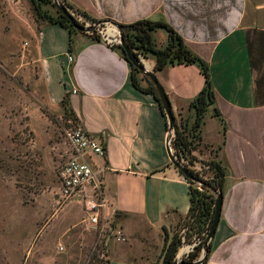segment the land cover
Segmentation results:
<instances>
[{"label":"crops","instance_id":"1","mask_svg":"<svg viewBox=\"0 0 264 264\" xmlns=\"http://www.w3.org/2000/svg\"><path fill=\"white\" fill-rule=\"evenodd\" d=\"M64 1L99 21L120 25L164 21L207 63L215 100L192 155L222 164L225 178L219 222L205 264H264V0ZM32 22L30 41L23 43L19 56H28L33 66L35 90L40 93L39 97L33 93V98L45 128L50 130L54 122L43 109L53 114L52 104L62 106L65 99L79 126L105 138L104 206L97 216L102 212L113 219L106 237L109 251L101 264H161L165 232L169 235L175 217L188 212L189 184L169 161L168 133L158 103L152 94L131 85L130 65L118 48L78 31L71 35L69 47L66 29L33 18ZM151 39L162 48L167 33L156 28ZM144 63L153 71L155 56L146 54ZM153 73L175 118L187 113L191 124L193 110L188 105L204 85L197 65L167 64ZM136 77L141 87L149 86ZM19 78L32 94L29 82ZM23 108L33 132L31 107ZM214 108L220 117L213 115ZM68 151L67 147V157ZM53 200L56 203L55 194ZM65 202L54 204L41 231L82 201ZM85 211L79 221L70 213L72 225L84 222V230L95 229L98 224L89 219L93 213ZM116 230L120 235L115 236Z\"/></svg>","mask_w":264,"mask_h":264},{"label":"rangeland","instance_id":"2","mask_svg":"<svg viewBox=\"0 0 264 264\" xmlns=\"http://www.w3.org/2000/svg\"><path fill=\"white\" fill-rule=\"evenodd\" d=\"M41 8L45 16L55 17L58 12L53 0ZM67 9L72 15L86 19L76 10ZM32 18L40 24L49 23L46 18L36 15L30 0H0V264H101L109 251L110 243L106 237L113 218L101 212L95 229L84 230V222L73 226L70 213L73 217L77 215V221L79 217L84 218L85 200L70 205L59 216L60 220L54 219L41 231L50 212L66 203L57 200L55 203L53 195L58 188V168L67 159L64 152L69 148L63 130L74 125L76 119L67 102L62 106L52 104L53 114L42 108L54 122L50 130L45 128L38 115V101L33 98V93L38 97L40 93L35 90L34 69L28 56L24 59L19 56L23 43L30 41ZM125 31L123 29L122 34ZM126 32L128 40H135V30ZM136 44L137 41L132 45V51L143 62L145 56ZM135 73L150 85L145 75L138 71ZM19 77L29 82L32 94L26 92L28 87ZM25 104L31 107L30 124L35 137L26 125ZM187 120V113H181L175 118V125ZM58 152L63 156L60 157ZM210 160L198 159L197 169L191 168L194 162L189 164L182 160V163L198 178L212 184L218 178L209 167ZM192 187L202 190L194 183ZM43 191L48 194L37 198ZM205 194L208 195L205 202L211 210L215 195L209 191ZM204 233L203 225L198 227L193 219L185 216L175 217L168 236L180 239L178 252L184 245L203 241ZM187 250L183 248V251ZM201 254L202 250L199 256ZM46 259L48 263L44 262Z\"/></svg>","mask_w":264,"mask_h":264},{"label":"trees","instance_id":"3","mask_svg":"<svg viewBox=\"0 0 264 264\" xmlns=\"http://www.w3.org/2000/svg\"><path fill=\"white\" fill-rule=\"evenodd\" d=\"M66 8H72L69 4H67L64 0H59ZM33 9L35 10L36 15L39 18H46L49 24H57L67 30L69 35V47L71 43V35L76 30L70 25L69 21L63 16L60 12H56L55 17L45 16L42 12V6L50 3V0H30ZM73 9V8H72ZM75 10V9H74ZM77 13H80L86 19L102 23L106 22L107 20H95L90 18L85 12L76 10ZM123 29L126 31L135 30L136 34L134 36L135 40H128L127 32L125 31L122 36L124 40L127 42L129 47L132 49L137 41L138 44L136 46L139 49H142L144 56L146 54H152L155 56V65L153 71L156 72L158 70L163 69L167 64L170 65H191L195 64L200 70L201 75L204 79V85L195 98L189 103L188 108L193 110V120L192 123L189 124L188 121L186 123H181L180 125H175V134L172 142V147L174 149V155L177 157L179 161L185 160L189 164L193 162H197V158L192 155V151L197 148V145L200 142V132L201 126L204 124L205 115L209 106L214 104V93L209 77L208 72V65L205 61H203L200 57L195 55L184 43L183 39L177 32L173 30L167 23L164 21H151V20H139L129 25H122ZM156 28H162L167 33V44L162 47H156L151 39V32L154 31ZM126 60L125 56L122 53L120 46L117 47ZM127 61V60H126ZM129 64V63H128ZM130 65V64H129ZM130 82L131 85L138 91L143 93H150L153 95L154 99L159 105L157 95L153 86L150 85L147 88H143L139 85V82L136 77V69L130 65ZM66 100H62V104H65ZM68 106V105H67ZM69 108V107H68ZM161 110L162 116L165 120V127L167 130V123L164 113L159 105ZM69 111L73 115L72 110L69 108ZM213 115L216 117H220L219 111L217 108L213 109ZM74 116V115H73ZM209 167L214 170L215 176L218 178L216 182H213L211 185L219 190L222 194L223 185H224V178H225V168L218 162L211 159L209 161ZM179 172V171H178ZM180 173V172H179ZM181 174V173H180ZM194 174V173H193ZM182 175V174H181ZM195 175V174H194ZM196 176V175H195ZM184 178V177H183ZM185 179V178H184ZM186 182L189 184V209L186 214V217L189 219H193L198 225L204 226V236L202 239L204 240L205 235L207 234L211 223H212V216L214 211V203L213 207L210 210L208 204L205 202V199L208 197L206 195V189L201 188L202 190H198L196 187H192L193 182L185 179ZM208 183V182H207ZM210 184V183H209ZM210 192V191H209ZM215 199V198H214ZM117 214H115L116 216ZM180 244V239H175L169 237L168 234L165 232L164 234V244L161 250L160 258L161 264H171L175 254L177 253V249ZM203 241L198 243L193 247L192 252L189 253L187 260L189 262H193L197 259L202 250ZM207 255L202 262L205 264L207 261V256L210 251V244L207 246Z\"/></svg>","mask_w":264,"mask_h":264},{"label":"built area","instance_id":"4","mask_svg":"<svg viewBox=\"0 0 264 264\" xmlns=\"http://www.w3.org/2000/svg\"><path fill=\"white\" fill-rule=\"evenodd\" d=\"M73 17L78 24L88 30V34L97 37L105 45L111 48L120 46L118 31L112 24L88 21L80 16L73 15ZM140 58L143 57L140 56ZM68 60L71 62L72 56H68ZM63 131L65 142L69 146V154L56 174L58 185L55 193L56 200L58 202L69 199L87 200V210L93 213L89 219L97 223L99 209L104 206L102 174L107 169L105 138L89 134L77 123L65 127ZM191 168L197 169V162H194ZM87 190H89V196ZM118 235L120 231L116 230L115 236ZM195 245L197 241L184 245L189 246L188 250L178 252L176 255L179 259L188 261L187 257Z\"/></svg>","mask_w":264,"mask_h":264},{"label":"water","instance_id":"5","mask_svg":"<svg viewBox=\"0 0 264 264\" xmlns=\"http://www.w3.org/2000/svg\"><path fill=\"white\" fill-rule=\"evenodd\" d=\"M53 2H54V5H55L57 11L60 12L63 16H65V18L69 21L70 25L76 31H78V32H87L88 31L85 27L81 26L80 24H78L76 22L75 18L71 14V12L59 0H53ZM106 22L112 24L117 29L118 36H119L120 48H121L122 53L125 56L127 62L131 66H133L138 72L145 75L149 79L151 85L153 86V88L155 90L159 105H160V107L164 113L165 118H166L167 133L168 134H167V139H166V143H165V148H166V152H167V155L169 157L170 163L172 164V166L174 168H176L182 174V176L185 179L193 182L194 184H197L199 187L204 188V189L210 191L211 193H213L215 195L212 223H211V226H210V228H209V230H208V232L205 235L204 240H203L202 254L199 256V258H197L193 262H189L186 260L179 259L178 256L175 255V257L171 263V264H202V262L204 261L206 255H207V251H208L207 246L209 245L211 239L213 238L214 233H215V229H216L217 224L219 222L222 194L219 190H217L211 184H209V183L205 182L204 180L195 176L189 170V168L187 166H185L182 163V161H179L177 159V157L174 155V151L172 148V142H173V138H174V134H175V115L173 114L170 101H169L163 87L161 86V84L157 80L153 71H150V70L145 68L144 63L139 59V57H137L133 53L132 49L129 47L127 42L124 40V38L122 36L123 26L120 24L109 22V21H106Z\"/></svg>","mask_w":264,"mask_h":264},{"label":"bare ground","instance_id":"6","mask_svg":"<svg viewBox=\"0 0 264 264\" xmlns=\"http://www.w3.org/2000/svg\"><path fill=\"white\" fill-rule=\"evenodd\" d=\"M143 63H144V61H143ZM144 65H145V63H144ZM145 68L148 69V68L146 67V65H145ZM183 248H189V246H183V247H181V248L178 250V252H179V253H181V252H185V251H183Z\"/></svg>","mask_w":264,"mask_h":264}]
</instances>
